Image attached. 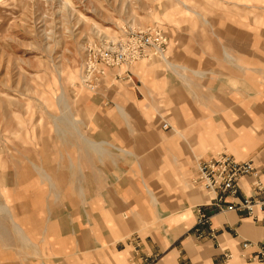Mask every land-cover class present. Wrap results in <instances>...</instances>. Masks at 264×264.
Returning a JSON list of instances; mask_svg holds the SVG:
<instances>
[{
    "label": "crops",
    "instance_id": "obj_1",
    "mask_svg": "<svg viewBox=\"0 0 264 264\" xmlns=\"http://www.w3.org/2000/svg\"><path fill=\"white\" fill-rule=\"evenodd\" d=\"M239 27L230 48L186 43L171 72L136 64L131 84L105 71L102 94L86 101L82 144L59 148V195L42 187L45 175L37 183L30 161L18 188L0 194V264H264V213L217 212L213 237L194 234L196 208L212 213L214 200L190 183L197 157L226 148L253 160L264 183V70L240 50ZM251 183L240 180L235 201L254 193Z\"/></svg>",
    "mask_w": 264,
    "mask_h": 264
},
{
    "label": "rangeland",
    "instance_id": "obj_2",
    "mask_svg": "<svg viewBox=\"0 0 264 264\" xmlns=\"http://www.w3.org/2000/svg\"><path fill=\"white\" fill-rule=\"evenodd\" d=\"M238 25L245 30L240 50L249 49L264 70V0H0V194L16 190L15 174L32 162L37 183L38 173L45 175L42 187L59 195V148L82 144L86 101L102 94L108 71L131 84L136 64H163L171 72L172 59L184 62L186 43L195 50L212 39L230 48L227 33ZM152 28L165 37L162 55L149 53L128 66L104 64V50ZM161 127L172 129L165 118ZM26 173L19 170V181ZM2 196L1 206H8Z\"/></svg>",
    "mask_w": 264,
    "mask_h": 264
},
{
    "label": "built area",
    "instance_id": "obj_3",
    "mask_svg": "<svg viewBox=\"0 0 264 264\" xmlns=\"http://www.w3.org/2000/svg\"><path fill=\"white\" fill-rule=\"evenodd\" d=\"M120 44L114 51L104 50L102 52V61L105 65L128 66L145 58L149 53L162 55L166 41L158 29L152 28L147 32L134 34ZM246 176L252 178L251 185L254 193L235 201L240 180ZM190 183L214 196V200L209 206L212 208V213H206L201 207L196 208L194 234L197 238H202L207 229L209 235L213 237L210 220L212 215L217 212H242L253 220H259L260 215L264 213V183L253 160L238 162L233 156L224 152L199 158L195 163ZM229 198L232 202L225 204V200ZM247 246V244H243L244 248ZM257 259H264V248H261L257 253Z\"/></svg>",
    "mask_w": 264,
    "mask_h": 264
},
{
    "label": "bare ground",
    "instance_id": "obj_4",
    "mask_svg": "<svg viewBox=\"0 0 264 264\" xmlns=\"http://www.w3.org/2000/svg\"><path fill=\"white\" fill-rule=\"evenodd\" d=\"M63 101V100H62ZM64 103V102H63Z\"/></svg>",
    "mask_w": 264,
    "mask_h": 264
}]
</instances>
